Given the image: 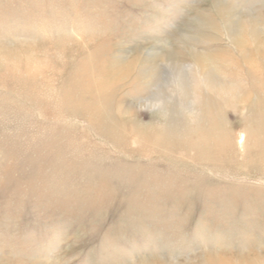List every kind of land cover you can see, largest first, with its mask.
Returning a JSON list of instances; mask_svg holds the SVG:
<instances>
[{"label":"rangeland","instance_id":"rangeland-1","mask_svg":"<svg viewBox=\"0 0 264 264\" xmlns=\"http://www.w3.org/2000/svg\"><path fill=\"white\" fill-rule=\"evenodd\" d=\"M103 60L132 122L217 157L105 141L65 103ZM263 133L264 0H0V264H264Z\"/></svg>","mask_w":264,"mask_h":264},{"label":"bare ground","instance_id":"bare-ground-1","mask_svg":"<svg viewBox=\"0 0 264 264\" xmlns=\"http://www.w3.org/2000/svg\"><path fill=\"white\" fill-rule=\"evenodd\" d=\"M173 59L171 58V59H167V60H171V63H173V70L171 69L172 70V76L174 77V79H176L175 84H176V87L179 89V92L184 95L185 92L187 91V89H186L187 87L185 86V81L181 75V67H180L179 62L177 60H174L175 61L174 62ZM82 66L83 67L81 68L80 72L78 73L81 75V77L80 78L77 77V80L74 82V90L75 91L71 92L72 94H75L74 98H72V97L69 98V96H67L65 103L68 105H71L73 107L74 111L81 116V118L85 121L86 124H89V126L94 127L98 133H100L102 136H104L105 141H107L108 143L113 145L115 148L120 147V148L125 149V147H126L127 149H136L137 154H139L141 157H149L153 153V151H152V153L149 152L148 150H150V148L148 147V145H143L144 144L143 142H145L143 137H145L147 134H150L151 137H153V138L155 137L157 139L156 143L154 144V147H155L154 149L158 148L161 151L160 153L164 158H170L172 156V154L175 155L176 153H180L185 157H187V156L191 157L195 161L196 160H204V159L214 160V158L217 157V155L219 153L218 151L220 150L218 148V141L219 140L215 139L216 141L213 140V142H211V140H210L211 134H209V133H205V135L207 134L208 137L201 135L202 136L201 138H198V139L196 138L197 139L196 141H194L195 139L193 141L191 140L192 142H190V140L188 141V139L190 138L188 134L181 133L183 135V137L181 135V138L183 139V141L187 140L186 145H183L182 143H181L182 144L181 145L180 142L179 143L176 142L178 144H175V143L173 144V143H171L172 140L170 141V140L165 138V137H169V134H170L169 126L163 125L161 127V129L159 131H157L156 133H154V135H153V133L151 134L148 132L150 130H148V129L145 130V127L140 122H137V114H136V123L134 121L132 122V118H134L135 116L131 110L132 109L131 106H127L125 104L124 99L118 100L117 104L115 105L113 103V97L110 94L112 89L125 79L123 76L127 75V72L125 74H122L123 76H120V77H118L116 75L114 76V72L112 71V67L110 66L109 62H107L106 60H103L102 64H100V63L97 64V62H92V63H85ZM128 66L132 67V64L130 63V64H128ZM259 66H261V65L259 64ZM191 71H192V69H191ZM182 73H183V71H182ZM146 74H147V72H146ZM155 79H157V78H154L153 81H155ZM138 81H140V80L136 74V83ZM205 81H206L205 83L212 85L210 83L211 81H207V80H205ZM191 83H193V81ZM138 89L143 90L142 87H139ZM253 90H254V88H253ZM254 93H255V90H254ZM182 94H180V96ZM229 98H228V100H229ZM175 106H176V104H175ZM179 106H181V105H179ZM181 107H183V106H181ZM169 111H170V108H169ZM122 119H124L125 121L123 122ZM127 119H129L128 123H130L132 126L131 127L132 129L128 130V131L126 129ZM185 129H187V127ZM202 130H204V128ZM192 133H194V132H192ZM235 134H236V132H235ZM130 136H133L132 140L130 139ZM191 136H193V135L191 134ZM162 138L165 139L164 142L162 140H160ZM256 138L257 139L253 138L252 135L250 136V138H248V140L250 142H252L251 145L248 146V149H251L253 156L255 158H257V157L264 158V149H259L256 147V146H259L260 140L264 139V133H263V135L258 136ZM141 141L143 144L141 143ZM152 143H154V142H152ZM232 145H233V143H232ZM152 149L153 148H151V150ZM257 159H256V161H257ZM246 162H248V161H246ZM236 164H238V163H236ZM259 164H257V165H259ZM250 165H252V164H250ZM200 167H202V166H200ZM204 167H205V165H204ZM260 168H262V165H260ZM260 168H258V169H260ZM262 173H263V171H262ZM212 264H215V263L213 262Z\"/></svg>","mask_w":264,"mask_h":264}]
</instances>
